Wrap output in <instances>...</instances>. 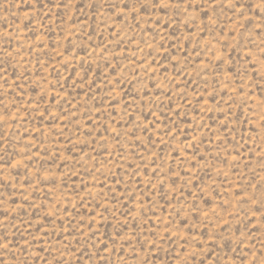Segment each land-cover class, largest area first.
<instances>
[{
    "label": "rangeland",
    "instance_id": "1",
    "mask_svg": "<svg viewBox=\"0 0 264 264\" xmlns=\"http://www.w3.org/2000/svg\"><path fill=\"white\" fill-rule=\"evenodd\" d=\"M0 264H264V0H0Z\"/></svg>",
    "mask_w": 264,
    "mask_h": 264
}]
</instances>
